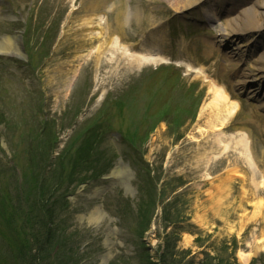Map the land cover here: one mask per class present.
Returning a JSON list of instances; mask_svg holds the SVG:
<instances>
[{
    "label": "rangeland",
    "instance_id": "obj_1",
    "mask_svg": "<svg viewBox=\"0 0 264 264\" xmlns=\"http://www.w3.org/2000/svg\"><path fill=\"white\" fill-rule=\"evenodd\" d=\"M86 1L0 5V41L21 36L27 53L26 61L0 56V200L14 212L10 226L0 225V257L12 255L16 239L27 245L43 241L44 236L33 235L50 213L61 231L50 240L69 250L61 248V259L76 255L80 264H149L148 256L162 264V255L166 264L169 255L175 264H264V251L253 252L264 240L263 178L257 179V196L251 169L233 145L246 134L255 168L262 167L264 109L252 88L236 89L229 73L257 74L255 61L264 47L256 51L251 45L264 44V10L259 7L257 15L261 32L220 47L217 32L237 3H227L218 16L206 6L212 10L206 11L208 20H215L206 23L204 8L180 11L173 0H110L114 12L104 21L121 34L132 56L152 55L167 63L151 65L122 51H103L101 40L81 48ZM251 1L248 6L264 5V0ZM137 7L144 12L141 21L118 20L120 9L131 13ZM150 9L159 14L149 26ZM100 45L103 53L97 54ZM214 85L239 104L222 129L226 151L217 145L211 125L218 113L210 107ZM259 86L264 102V83ZM90 135L91 159L77 165L75 151ZM67 147L70 157L62 160ZM119 159L133 173L99 179ZM83 181L88 185L79 188ZM218 192L223 193L219 208L208 202L205 211L197 205ZM98 206L113 221L106 218L95 228L89 217ZM243 254L250 255L248 261Z\"/></svg>",
    "mask_w": 264,
    "mask_h": 264
},
{
    "label": "bare ground",
    "instance_id": "obj_2",
    "mask_svg": "<svg viewBox=\"0 0 264 264\" xmlns=\"http://www.w3.org/2000/svg\"><path fill=\"white\" fill-rule=\"evenodd\" d=\"M166 1L170 2L169 0H166ZM173 1L177 3V6L179 7L178 10L180 11H185L191 8H201V9L204 8L205 11H202V13H204V16H205L204 18L206 19L205 22L207 23L210 22L208 20V17L210 15L206 11L207 10L212 11V10L205 8V7L208 5H211L210 7H212L216 11L215 4L217 3L214 0H173ZM158 2L161 3L160 0H158ZM229 2L237 3L236 4L237 8L233 10V14L231 16L230 21L227 23V25L217 32V33H220V37L222 38L220 41L221 44H223L224 42H227L228 44H232L237 40L244 39L246 35L250 34L253 31H259V30H260L259 32L262 31L261 23H260L261 21H259V17L257 15L259 13L258 11L259 7L260 9L264 10V5L251 4L248 6V3L252 2L251 0H248V2H244L241 0H232V1L223 0L220 3V7L218 8H221L222 10H224V7H226V5L228 6L227 3ZM109 3H110V0H88V2L86 1V3L84 4L85 7L82 8L81 10L82 15L80 17V20L82 21V23L79 28V30L81 31L79 32L81 36L83 37L80 40V47L83 48L87 41L91 42L93 40L95 41L101 40V41H104V45H105V46L102 45L104 46L103 51L104 50H106V52L107 51L112 52V50L122 51L124 55H128L129 58L133 59L135 56H132V54L129 53L130 49L128 48V46L123 44L121 34L115 31H112L109 28L108 23L104 21V17L106 16V13L108 11H111L112 13L114 12L113 9L111 10L108 9V7L111 8L113 6V5L109 6ZM153 3H155V0H153ZM224 3L225 5H223ZM156 10L158 9L151 10L152 13H151V16L148 22L149 26L153 22L151 21V19L153 17L158 16L156 14H159V12ZM243 13L244 15L241 17L240 14H243ZM142 15H144V12L141 11L139 7H137L135 11H131V13H127L125 10L120 9L119 14H118L119 16L118 20H121V19L128 20V19L134 18L136 19L137 22H139L142 20ZM234 16H236V18H234ZM124 20H123V23H124ZM121 25H116V27H121ZM151 27H154V25H151ZM102 46L100 45V47L96 48L97 54L103 53L102 51H100ZM258 46H261V49H263L264 47L262 44H258ZM0 52L8 53L11 55H14V54L19 55L20 52H19L18 43L16 39H11L9 37H6L2 41H0ZM135 59L137 61H142L145 63H149L151 65H155L159 62V60H161L159 57L152 56V55H149V56L138 55V57L136 56ZM255 71L257 72V74H254L252 72H246L243 69L242 70L234 69L232 71L229 70V73L233 74V77L235 79V87L238 90L243 91L244 89L251 86L253 82L257 79H258V84L264 81V55L257 57ZM259 89L260 87L258 89H255L254 92H256L257 90L259 91ZM256 98H258V100L256 99L257 101L260 100L259 92ZM229 99L230 98L224 88L214 85L213 98H212L210 107L217 109L218 113L215 119L216 122L215 123L211 122V125L213 126V128L217 129V132H216L217 134H216V139H215L217 145L219 147L222 146L225 151L229 147V145L224 144L225 138L227 139L228 137H225L222 134V129L226 127L227 123L231 120L232 117H234V115L238 112V109H239L238 103L231 102ZM260 107L264 108V102L260 104ZM256 118L258 117L256 116ZM233 145L234 147H236L237 149L239 148L240 150L239 155L242 157L240 161L243 163H247V166L251 169V172L248 170V174L249 175L252 174V180L250 182L253 185V189H254L253 193H255L258 196L260 193V191L258 190L260 188L259 183L257 182L258 178H263V181L261 182L260 185L264 192V163L262 167L257 166L255 168V164H254L255 158H254V155L252 157L249 154V151L251 149L249 146L248 139L244 134L240 135L239 138L235 140V142H233ZM117 172L118 173L116 174V176H120V175H123L124 177L128 176L127 170L124 166H121ZM123 179H126V178H123ZM222 194H223L222 192H218L215 197H211L209 200L198 201L197 205L205 211H206V204L208 202L214 208H219L222 203ZM89 219H90V222L94 224L95 228H99L102 226L103 222L106 220V216L104 212L101 210V208L97 207L90 214ZM259 251H264V240L260 241L256 245V247H254L253 249L254 253H258ZM108 257H109V254L106 255V258ZM249 257L250 255L243 254V258L246 261L249 260Z\"/></svg>",
    "mask_w": 264,
    "mask_h": 264
},
{
    "label": "trees",
    "instance_id": "obj_3",
    "mask_svg": "<svg viewBox=\"0 0 264 264\" xmlns=\"http://www.w3.org/2000/svg\"><path fill=\"white\" fill-rule=\"evenodd\" d=\"M91 149L92 141L91 137L89 136L85 140L84 144L78 149L77 156L73 158V161L76 162L77 165L86 163V160L89 161L91 159ZM64 157H67V154ZM0 197H2L1 194ZM5 203V199L0 200V225L10 226V224L14 222L12 219L14 212L13 210L9 211L10 205ZM42 204L44 203L42 202ZM39 225L41 226V230L38 231L37 236L33 235V237L40 238V236H44L43 241H37L34 245H27L19 241V239H16V242H19H15L16 244L14 243L11 246L10 249H12V255L6 258L0 257V264H80L79 257L76 258V255L70 254V257L72 258L70 260H67L66 257L65 259H61V257H63L61 256V248H65V250L69 252L65 243L63 242L61 245H58L60 241L50 240V237H56L58 239L61 232L60 229L55 227L53 214L45 213L43 218L39 221ZM16 235H18V232ZM165 244L167 246V250H172V248L175 247L172 243V240H167ZM54 253L55 255L50 257V254ZM162 256V264H166V255ZM169 257L170 261L167 262V264H175V261L172 259L173 257L171 255H169ZM147 260L149 264H153L150 261V256L147 257ZM205 262L206 261L200 264H207Z\"/></svg>",
    "mask_w": 264,
    "mask_h": 264
}]
</instances>
